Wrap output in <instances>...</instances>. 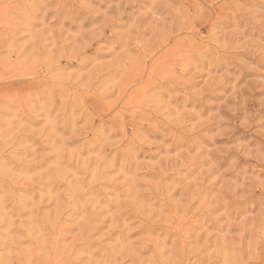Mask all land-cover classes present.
I'll use <instances>...</instances> for the list:
<instances>
[{
  "label": "rangeland",
  "instance_id": "374dc122",
  "mask_svg": "<svg viewBox=\"0 0 264 264\" xmlns=\"http://www.w3.org/2000/svg\"><path fill=\"white\" fill-rule=\"evenodd\" d=\"M0 264H264V0H0Z\"/></svg>",
  "mask_w": 264,
  "mask_h": 264
}]
</instances>
